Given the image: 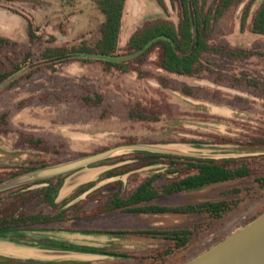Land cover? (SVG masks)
<instances>
[{
	"label": "rangeland",
	"instance_id": "1",
	"mask_svg": "<svg viewBox=\"0 0 264 264\" xmlns=\"http://www.w3.org/2000/svg\"><path fill=\"white\" fill-rule=\"evenodd\" d=\"M34 1L0 2V38L11 42L0 49V71L4 65L3 70L12 72L14 65L23 62L28 53L34 54L33 63H40L48 47H68L83 42L93 45L100 38L104 17L91 0ZM263 1L242 0L213 25L209 37L213 47L255 52L256 56L251 59L232 62L222 56L206 55L201 72L194 76L168 74L159 69L158 52L150 55L144 65H133L134 71L129 73L116 69L107 72L99 63L75 60L58 66L56 72L43 68L31 81L2 90L0 117L7 113L9 124L0 126V182L3 181L0 184L11 180L6 178L17 169L44 164L55 167L131 145L167 146L180 150L188 155L187 158H263L264 150L257 143L264 139V96L237 82L244 77L264 86V36L255 35L251 30L253 18ZM165 3L167 9L157 0H126L117 55L127 57L129 39L145 22L167 19L179 24L182 10L178 0H165ZM217 3L218 0H209V7L215 8ZM247 9L250 19L242 30L241 21ZM28 23L39 37L35 43L29 38ZM184 88L192 94L184 93ZM87 96L95 99L100 96L104 103L97 109L90 108L82 100ZM132 112L145 119H131ZM20 133H33L53 141L61 154L47 155L24 146L17 147ZM136 154L120 152L97 165L109 169L137 166L136 170L117 178L127 185L131 181L132 187L155 173H165L164 165L141 169ZM252 185L256 184L240 182L198 195H177L160 203L179 206L220 199L233 187ZM34 189L38 188H31ZM32 207L40 206L36 202ZM262 208L264 190L256 189L239 213L215 227L187 256L198 257L217 238L249 224V219ZM160 219L165 229L185 228L203 220L199 216ZM99 222L100 227H105L112 220L104 218ZM111 240L103 242L102 247L135 249L146 246L123 236H113ZM164 245L161 241V247ZM0 264L9 263L0 260Z\"/></svg>",
	"mask_w": 264,
	"mask_h": 264
},
{
	"label": "trees",
	"instance_id": "2",
	"mask_svg": "<svg viewBox=\"0 0 264 264\" xmlns=\"http://www.w3.org/2000/svg\"><path fill=\"white\" fill-rule=\"evenodd\" d=\"M14 2L15 0H0V2ZM24 2H35L34 0H19ZM104 17L100 26V38L95 44L83 42L73 46L48 47L42 54L40 63L34 62V54L28 53L23 62L16 63L14 70L8 72L4 65L0 71V92L17 87L23 81H31L32 78L43 68L56 72V68L62 64L72 61L85 63H99L106 71L112 69L123 73L134 71L133 65H144L149 56L158 52L157 65L159 69L168 74L179 76H194L203 68V58L206 55L225 57L227 60L236 62L244 61L256 56L250 50L230 51L225 47H213L209 42L212 35L213 25L218 23L225 14L242 0H218L215 8L209 7V0H178L182 14L178 25L167 19H156L147 21L129 39L127 44V57L133 56L151 46L137 59L128 62H117L108 60H94L84 58L89 55H97L110 59H120L117 55L120 45V35L123 25L124 9L126 0H91ZM173 1V0H171ZM166 7L165 0H157ZM250 19V10L247 9L242 17L241 29L245 30ZM252 33L264 36V1L253 18L251 24ZM196 31V35L194 33ZM29 38L35 43L39 37L28 23ZM11 42L0 38V49H3ZM165 82L166 79L162 78ZM241 85H247L251 90L264 96V86L258 81L248 78L237 79ZM187 95L192 91L184 88ZM86 106L97 109L104 103L102 97H84ZM9 115L3 114L0 117V126H7ZM131 119H145L142 115L132 112ZM8 132V131H2ZM17 147L24 146L28 150L47 155H60L61 151L56 149V144L44 137L33 133H20ZM258 147L264 150V139L257 143ZM140 160L139 167L156 168L166 166L165 173H155L141 181L135 187L132 182L127 185L123 181H117L98 192L88 196L85 201L79 202L66 208L69 201L61 205L56 204V199L64 185L66 176L57 177L28 185L20 189L9 191L0 195V237L6 234L24 230L49 229L64 227L71 229L75 222H93L108 215L124 214L148 217H202V222L194 223L185 228H155L141 232H111L119 235L140 236L145 239H152L159 243V247L145 253L129 255L116 251L99 249H81L82 251L133 258L130 261L118 264H186L193 258L187 254L199 245L204 238L218 225L225 223L238 210L245 207L256 189L264 190V157L261 159H194L150 153H139L135 156ZM99 166L92 165L90 167ZM40 167H27L17 169L10 173L8 178H16L20 175L33 172ZM134 167H120L105 174L106 179L123 177L128 172L136 170ZM138 168V167H137ZM253 181L256 185L248 187H233L223 193L220 199H204L179 206L161 205V201L177 195H198L216 188L233 186L240 182ZM3 182V181H1ZM0 182V183H1ZM35 185H45L38 189L31 190ZM94 184H87L81 187L73 196L77 198L91 190ZM38 202L39 208L33 205ZM264 213L260 209L255 216H252L248 223L254 221ZM239 230V229H237ZM236 230V231H237ZM100 232V231H98ZM104 232V231H101ZM234 233V232H232ZM231 233V234H232ZM217 238L207 252L228 236ZM23 236L19 237L22 238ZM161 241L164 246L161 247ZM49 248L75 250L77 248L61 242L42 241ZM202 251L203 253H205ZM202 252H200L202 254ZM200 255V254H199ZM9 264H33L17 263L6 261Z\"/></svg>",
	"mask_w": 264,
	"mask_h": 264
},
{
	"label": "crops",
	"instance_id": "3",
	"mask_svg": "<svg viewBox=\"0 0 264 264\" xmlns=\"http://www.w3.org/2000/svg\"><path fill=\"white\" fill-rule=\"evenodd\" d=\"M84 172H86L84 175L82 173L77 176V179L75 180L76 184L74 183L70 189L64 191L63 195L58 198V205H61L66 201H69L67 206H71L75 203L77 204L86 200L91 194L117 182V179L114 178L106 179L105 174L107 172L100 168ZM119 181H122V179H119ZM81 184H94V187L85 194L73 199L74 194L81 187L85 186H80ZM123 215L124 214L117 213L101 218H110L112 220V222L106 224L105 227L99 226L100 219H98L93 222H75L71 224V229L55 227L49 229L24 230L6 235V237L0 239V260H3L4 262L12 261L17 263L33 264H118L133 259L130 257L126 258L108 254H99L101 256L98 257L80 254L56 253L46 251L44 248H48V245L43 244L42 241L65 243L66 245L77 248L73 251L83 253L90 252L82 251L81 249H99L134 255L149 252L159 247V243L152 239H145L140 236L117 235L111 232H141L160 228L162 226L160 217L151 218L148 216ZM21 236L23 237L19 239ZM113 236H123L128 239H132L135 243L146 246L144 248L135 249H124L116 246L102 247L101 244L103 242H111V238H113Z\"/></svg>",
	"mask_w": 264,
	"mask_h": 264
},
{
	"label": "water",
	"instance_id": "4",
	"mask_svg": "<svg viewBox=\"0 0 264 264\" xmlns=\"http://www.w3.org/2000/svg\"><path fill=\"white\" fill-rule=\"evenodd\" d=\"M194 33L196 35V31H194ZM151 44L152 43H150L147 48H149ZM147 48L133 56L124 57L120 59H110L97 55H89V56H85L84 58L94 59V60L128 62L137 59L147 50ZM120 152L137 153V154L150 153V154L168 155V156H177V157H186V158L188 156L185 153L181 152L180 150L172 149L167 146H144V145L123 146L94 156L69 162L67 164H62L55 167H44L41 169H37L33 172L20 175L16 178H12L8 182L0 184V193L4 191H10L21 186L35 184L38 182H43L46 180L68 175L56 199V204L58 205L57 203L58 198L61 195H63L64 191L70 189V187L74 185L78 175L82 173L84 175V173H86L84 171L99 169V168L105 170L106 172L115 169V168L109 169L104 166H98V167L96 166L90 167V166L97 165L99 162L110 159L114 157L116 154H119ZM188 158L212 159V158H197L191 156ZM212 160H217V159H212ZM117 181H119V179ZM83 185L85 184H81L80 186ZM39 187L35 186L33 188H39ZM71 206H66V208H69ZM14 233H9V234H14ZM6 235L4 237H6ZM1 238L3 237H0V239ZM44 249L46 251L64 253V254H80V255H90V256H98V257L101 256L99 254H94V253H83V252H76L73 250L52 249L49 247ZM186 264H264V213L254 221L250 222L249 224L245 225L238 231L228 236L226 239L221 241L215 247L199 255L198 257L192 259Z\"/></svg>",
	"mask_w": 264,
	"mask_h": 264
}]
</instances>
